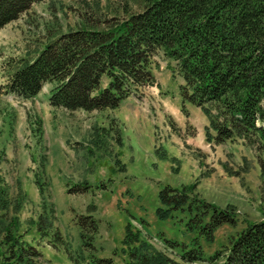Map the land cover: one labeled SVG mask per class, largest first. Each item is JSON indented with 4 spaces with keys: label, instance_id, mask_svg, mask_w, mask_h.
<instances>
[{
    "label": "rangeland",
    "instance_id": "obj_1",
    "mask_svg": "<svg viewBox=\"0 0 264 264\" xmlns=\"http://www.w3.org/2000/svg\"><path fill=\"white\" fill-rule=\"evenodd\" d=\"M139 9L122 0H43L0 30V213L17 221L16 237L25 246L42 252L37 264H90L97 259L136 264L128 252L140 242L151 246L149 253L163 255L167 264H222L236 234L248 223L264 220L259 165L264 155L240 140L208 145L205 115L191 105L182 111L181 80L160 56L155 58L154 86L116 109L51 108L54 84H46L32 100L6 93L4 62L9 58L33 57L60 33L100 26ZM164 185L189 191L194 185L190 193L230 209L235 224L219 227L209 242L200 230H186L184 210L158 219L157 194ZM40 217L52 222L47 227L40 221L44 235L38 232ZM83 217L97 223L87 248L82 244L91 229L81 238ZM195 247L204 261L185 262L181 255Z\"/></svg>",
    "mask_w": 264,
    "mask_h": 264
},
{
    "label": "trees",
    "instance_id": "obj_2",
    "mask_svg": "<svg viewBox=\"0 0 264 264\" xmlns=\"http://www.w3.org/2000/svg\"><path fill=\"white\" fill-rule=\"evenodd\" d=\"M42 1L0 0V30ZM122 1L126 5L135 2L140 9L126 17L103 20L100 26L88 25L86 18L88 27L58 34L33 57L9 58L4 62L6 93L32 100L46 84H54L48 98L51 108L69 112L116 109L154 86L155 58L160 56L181 80L182 111L191 105L205 115L207 144L240 140L258 156L264 155V0ZM259 165L264 173V163L259 161ZM190 191L164 185L157 194V218L167 220L174 210H184L186 230H200L209 242L219 227L235 224L230 209L210 205ZM39 219L38 232L44 235L40 221L47 227L52 222ZM79 226L81 238L85 229H91L82 244L91 247L97 223L83 217ZM16 227V220L0 213V264H37L42 252L25 246L16 237ZM54 237L62 241L59 233ZM149 250L148 243L140 242L128 256L136 264H167L163 255ZM225 251L222 264H264V220L248 223ZM181 258L190 263L204 261L200 247L185 251ZM90 264H112V260Z\"/></svg>",
    "mask_w": 264,
    "mask_h": 264
}]
</instances>
